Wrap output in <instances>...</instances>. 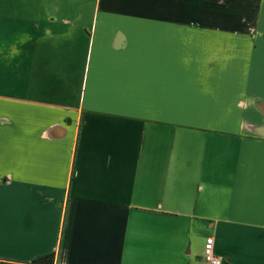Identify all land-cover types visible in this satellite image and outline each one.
<instances>
[{"label":"crops","instance_id":"0c3cea01","mask_svg":"<svg viewBox=\"0 0 264 264\" xmlns=\"http://www.w3.org/2000/svg\"><path fill=\"white\" fill-rule=\"evenodd\" d=\"M3 26L0 264H264V0Z\"/></svg>","mask_w":264,"mask_h":264},{"label":"rangeland","instance_id":"374dc122","mask_svg":"<svg viewBox=\"0 0 264 264\" xmlns=\"http://www.w3.org/2000/svg\"><path fill=\"white\" fill-rule=\"evenodd\" d=\"M52 4L53 0H0V25L25 24L29 19L30 10L51 7ZM17 18H20V21L15 20Z\"/></svg>","mask_w":264,"mask_h":264},{"label":"built area","instance_id":"2783aa9c","mask_svg":"<svg viewBox=\"0 0 264 264\" xmlns=\"http://www.w3.org/2000/svg\"><path fill=\"white\" fill-rule=\"evenodd\" d=\"M214 247V238L208 237L204 249V261L207 264H222V259L215 253Z\"/></svg>","mask_w":264,"mask_h":264},{"label":"trees","instance_id":"16d2710c","mask_svg":"<svg viewBox=\"0 0 264 264\" xmlns=\"http://www.w3.org/2000/svg\"><path fill=\"white\" fill-rule=\"evenodd\" d=\"M32 264H53V256H46L39 260H36Z\"/></svg>","mask_w":264,"mask_h":264}]
</instances>
